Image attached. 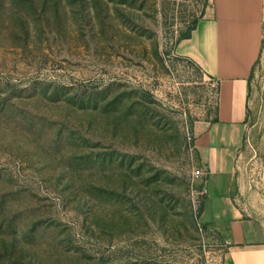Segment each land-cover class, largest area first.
Segmentation results:
<instances>
[{
    "label": "rangeland",
    "instance_id": "obj_1",
    "mask_svg": "<svg viewBox=\"0 0 264 264\" xmlns=\"http://www.w3.org/2000/svg\"><path fill=\"white\" fill-rule=\"evenodd\" d=\"M204 1L0 0V264H218L192 177L215 86L174 52ZM260 127L238 204L264 227Z\"/></svg>",
    "mask_w": 264,
    "mask_h": 264
},
{
    "label": "crops",
    "instance_id": "obj_2",
    "mask_svg": "<svg viewBox=\"0 0 264 264\" xmlns=\"http://www.w3.org/2000/svg\"><path fill=\"white\" fill-rule=\"evenodd\" d=\"M215 86L214 111L197 127L194 150L205 194L199 220L219 240L218 264H264V227L239 206L238 158L264 117V0H205L187 38L174 46Z\"/></svg>",
    "mask_w": 264,
    "mask_h": 264
},
{
    "label": "built area",
    "instance_id": "obj_3",
    "mask_svg": "<svg viewBox=\"0 0 264 264\" xmlns=\"http://www.w3.org/2000/svg\"><path fill=\"white\" fill-rule=\"evenodd\" d=\"M202 175H203L202 170L199 169V168L193 170V172H192V177H193V179L201 178ZM204 194H205V190H204V189H200L198 192H196L195 195H196L197 197H198V196H201V197H202Z\"/></svg>",
    "mask_w": 264,
    "mask_h": 264
},
{
    "label": "trees",
    "instance_id": "obj_4",
    "mask_svg": "<svg viewBox=\"0 0 264 264\" xmlns=\"http://www.w3.org/2000/svg\"><path fill=\"white\" fill-rule=\"evenodd\" d=\"M195 24V20L192 21V24L180 35V38H187L189 36V32L192 30ZM199 209V208H198ZM199 211V210H198Z\"/></svg>",
    "mask_w": 264,
    "mask_h": 264
}]
</instances>
